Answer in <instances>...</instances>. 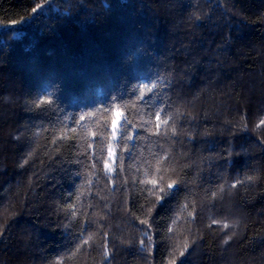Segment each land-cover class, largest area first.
<instances>
[{
    "label": "trees",
    "instance_id": "16d2710c",
    "mask_svg": "<svg viewBox=\"0 0 264 264\" xmlns=\"http://www.w3.org/2000/svg\"><path fill=\"white\" fill-rule=\"evenodd\" d=\"M262 120L264 0H0V264H264Z\"/></svg>",
    "mask_w": 264,
    "mask_h": 264
},
{
    "label": "snow or ice",
    "instance_id": "6c2138e0",
    "mask_svg": "<svg viewBox=\"0 0 264 264\" xmlns=\"http://www.w3.org/2000/svg\"><path fill=\"white\" fill-rule=\"evenodd\" d=\"M40 7H41L40 5H37L36 8H33V12H36L37 9L40 8ZM82 119H83V117H82ZM157 119H159V115H158V114H157ZM163 123L167 124L168 121L165 120ZM260 123H261L262 125H264V120H262ZM157 127H159V125H157ZM168 187L171 188V187H173V185H172V184H169ZM87 242H88V241H84L85 244H86ZM185 247H187V245H185ZM181 255H183V252L181 253ZM173 264H175V261H173Z\"/></svg>",
    "mask_w": 264,
    "mask_h": 264
},
{
    "label": "rangeland",
    "instance_id": "374dc122",
    "mask_svg": "<svg viewBox=\"0 0 264 264\" xmlns=\"http://www.w3.org/2000/svg\"><path fill=\"white\" fill-rule=\"evenodd\" d=\"M117 123H118V120H115L114 123H113V127L114 128L116 127Z\"/></svg>",
    "mask_w": 264,
    "mask_h": 264
}]
</instances>
